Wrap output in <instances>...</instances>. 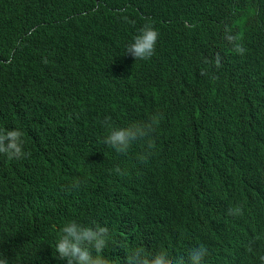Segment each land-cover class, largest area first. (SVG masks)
<instances>
[{"label": "clouds", "instance_id": "9594fccd", "mask_svg": "<svg viewBox=\"0 0 264 264\" xmlns=\"http://www.w3.org/2000/svg\"><path fill=\"white\" fill-rule=\"evenodd\" d=\"M224 1L154 0L137 7L134 0H91L93 7L87 9L81 0H0V62L16 67L42 48L60 53L47 38L63 33L80 43L93 37L115 40L125 36L137 18L144 21L117 51L129 63L131 58L136 61L133 57L141 62L155 59L152 53L160 36L149 25L153 20L167 37L210 35L215 51L211 56L232 59L243 49L232 43L218 48L216 25L222 13L233 8L219 10ZM261 15L264 36V11ZM249 39L250 54L260 62L256 73L221 74L234 102H200L190 59L175 66L164 58L134 76L119 72L117 62L85 68L82 79L70 77L69 94L48 104L30 93L24 104L27 118L32 120L36 110L59 106L60 117L81 121V148H73L67 138L43 142L41 134L33 135L49 144V158L28 162L22 131L0 127V157L19 160L0 180V234L17 227L22 237L51 246L55 259L45 256L38 264H264V52ZM245 98L255 104L257 118L238 138L224 141L219 118L229 115L235 131L239 103ZM130 100L135 112L124 125H107L103 143L84 137L93 122ZM185 118L189 123L183 134L161 147L158 170L151 172L144 162L146 153L157 152L161 135ZM75 175L82 200L68 199L58 220L46 210L37 211L35 185L57 184ZM188 179L196 189L181 186ZM193 196L197 203L190 210ZM19 199L29 206L24 223H14L11 217L12 204ZM0 264L9 262L0 256Z\"/></svg>", "mask_w": 264, "mask_h": 264}, {"label": "trees", "instance_id": "16d2710c", "mask_svg": "<svg viewBox=\"0 0 264 264\" xmlns=\"http://www.w3.org/2000/svg\"><path fill=\"white\" fill-rule=\"evenodd\" d=\"M87 2L86 8L91 9L93 5L91 0H81ZM93 1V0H92ZM111 1V0H106ZM154 0H134V4H150ZM167 2L177 0H162ZM233 7L227 14L222 13L217 27L218 48L224 47V44L232 43L242 48V52H236L232 59L225 58L218 54L211 56L214 43L210 35L186 36L180 34L177 37H167L159 27V22L153 20L152 25L160 36L158 44H155L152 54L155 59L141 62L142 59H136L131 56L130 63L118 56V50L123 46L125 38L130 31L135 32L137 27L144 21L143 18H137L135 22L126 29L129 31L125 36L115 40H95L97 37L90 38L86 43H80L79 39H74L66 34L60 38L48 36L47 40L51 47L57 48L60 53L51 49L37 50L26 63L18 62L16 67L6 66L0 62V127L5 129H19L22 131V149L27 151L26 160L28 162L38 158V156L47 160L48 143H42L33 135H42V141L62 142L66 138L69 144L79 150L81 148L79 129L77 128L81 121H74L70 115L60 117L59 106L55 109L36 110L33 113L32 120L28 119L24 112L25 98L30 93L45 101L47 104L57 100L60 96L70 93V77L76 80L83 78L84 69L89 68L97 70L99 67H112L117 62V70L132 76L135 73L142 74L152 65L161 63L164 58L170 59L175 66L187 61L189 62V73L198 75L199 101L203 103L214 101H233L230 99L229 89L222 83L221 74L224 73H256L260 62L255 60L250 54L253 49L252 41L254 39L258 47L264 52V36L260 32L259 23L261 12L264 11V4L256 0H226L219 10L225 7ZM177 14V12H168ZM98 14V13H97ZM97 14L91 18L96 17ZM151 17H147V20ZM176 19H173V22ZM84 28L83 26H81ZM139 32V31H138ZM92 32L90 30V36ZM228 36L236 39L229 41ZM249 36V37H248ZM83 37V36H82ZM235 51H237L235 49ZM217 52H219L217 50ZM221 61L220 64L216 61ZM157 85V80L153 86ZM6 98V99H4ZM138 101V97H131ZM133 100L125 101L113 108L111 113L105 114L100 120L91 124L83 132L86 139L96 142L98 145L103 143L104 136L107 133V125L118 127L127 123L129 117L135 112L136 105ZM236 101V100H234ZM233 101V102H234ZM59 113V114H58ZM258 111L249 99L245 98L241 104L234 120L235 131L232 129V122L229 115H223L219 118V124L222 127L224 141L232 142L245 132L252 119H256ZM189 118L178 121L177 126L170 132H164L160 137V144L157 152L146 153L145 165L156 172L157 162L161 155V147L164 144L171 143L181 137ZM69 128V130H66ZM65 135H60L59 133ZM229 142V143H230ZM134 141L133 144H136ZM17 159H4L0 157V180L7 177L8 168ZM91 162L90 159H87ZM79 175L72 176L70 179L52 185L39 184L34 188L39 196V205L37 211L46 210L58 220L59 212L67 208V200L73 203L82 200L81 190L78 185ZM181 186L189 189H196L194 181L191 179L181 181ZM197 203L195 196L189 199V209L192 210ZM28 204L24 200H17L12 204V219L14 223H24L28 221ZM93 213V210H91ZM4 214L0 211V217ZM193 222L197 224V219L193 216ZM7 229L0 234V256L6 258L9 264H23L25 260L34 261L36 264L46 257L55 259L51 246H45L43 240L36 237H22L21 232L15 227L11 233L6 234Z\"/></svg>", "mask_w": 264, "mask_h": 264}]
</instances>
